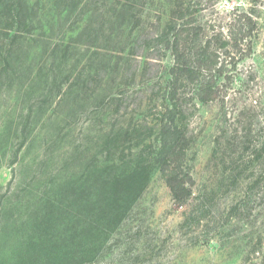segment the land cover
<instances>
[{
    "label": "rangeland",
    "instance_id": "374dc122",
    "mask_svg": "<svg viewBox=\"0 0 264 264\" xmlns=\"http://www.w3.org/2000/svg\"><path fill=\"white\" fill-rule=\"evenodd\" d=\"M242 13L225 97L173 95L167 26ZM172 106L183 206L156 163ZM0 264H264V0H0Z\"/></svg>",
    "mask_w": 264,
    "mask_h": 264
},
{
    "label": "trees",
    "instance_id": "16d2710c",
    "mask_svg": "<svg viewBox=\"0 0 264 264\" xmlns=\"http://www.w3.org/2000/svg\"><path fill=\"white\" fill-rule=\"evenodd\" d=\"M257 25L251 15L242 13L235 17L225 35L219 32L204 37L198 25L169 24L160 41L172 56L169 74L173 95L193 85L195 97L203 105L225 97L231 89L229 85L234 81L233 74L237 72L239 63L252 51ZM178 113L177 108L172 106L163 115L156 163L173 200L183 206L190 195L187 187L189 176L182 169L189 141L176 126ZM117 202L118 197L113 204Z\"/></svg>",
    "mask_w": 264,
    "mask_h": 264
}]
</instances>
